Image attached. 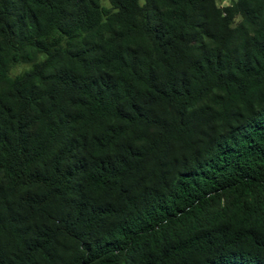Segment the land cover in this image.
<instances>
[{
	"label": "trees",
	"instance_id": "16d2710c",
	"mask_svg": "<svg viewBox=\"0 0 264 264\" xmlns=\"http://www.w3.org/2000/svg\"><path fill=\"white\" fill-rule=\"evenodd\" d=\"M109 3L0 0V264H264V0Z\"/></svg>",
	"mask_w": 264,
	"mask_h": 264
},
{
	"label": "rangeland",
	"instance_id": "374dc122",
	"mask_svg": "<svg viewBox=\"0 0 264 264\" xmlns=\"http://www.w3.org/2000/svg\"><path fill=\"white\" fill-rule=\"evenodd\" d=\"M139 2L141 4H144L146 2V0H139ZM218 2L221 3V4H228L229 0H218ZM102 3L107 5V6L110 5L109 0H102ZM28 67H29V64H18L15 67H13L12 73L13 74L19 73V72L25 70Z\"/></svg>",
	"mask_w": 264,
	"mask_h": 264
}]
</instances>
